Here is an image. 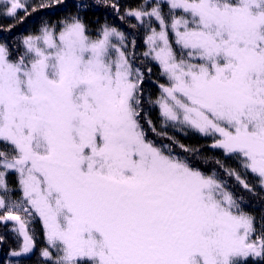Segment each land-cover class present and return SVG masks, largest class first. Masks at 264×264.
Returning <instances> with one entry per match:
<instances>
[{
  "label": "snow or ice",
  "instance_id": "6c2138e0",
  "mask_svg": "<svg viewBox=\"0 0 264 264\" xmlns=\"http://www.w3.org/2000/svg\"><path fill=\"white\" fill-rule=\"evenodd\" d=\"M63 2L0 0V16L23 23ZM126 15L167 78L154 101L163 124L211 137L241 169L215 159L225 176L264 190V0H143ZM135 45L109 24L93 36L79 14L0 42V224L19 241L5 255L29 258L39 217L45 264H264V222L244 197L147 139L152 69L136 66Z\"/></svg>",
  "mask_w": 264,
  "mask_h": 264
},
{
  "label": "trees",
  "instance_id": "16d2710c",
  "mask_svg": "<svg viewBox=\"0 0 264 264\" xmlns=\"http://www.w3.org/2000/svg\"><path fill=\"white\" fill-rule=\"evenodd\" d=\"M32 2L39 3L40 0H32ZM45 3L48 0H44ZM143 3V0H64L61 5L55 6L51 9H44L37 12H31V15L27 16L23 23H18L13 19H5L0 16V29H7L9 25H14L11 28V32L0 31V42L5 40L11 41V46L14 48L17 40L24 35L35 32L40 23L43 21L50 22L52 24H58L59 21L63 20L69 15L79 14L85 23L88 25L89 29L96 31L101 28L104 24H109L122 31H124L131 40L134 38L136 41L135 45V56H136V66L144 68H151L152 73L146 78L144 88V95L142 98V107L144 111L141 112V123L146 132L147 139L154 141L158 146L160 145H170L173 149V153L177 155H187L190 160L195 161V166L200 167L201 170L205 172H211L216 170L220 174V178L227 180L228 184L244 197L246 205H248L245 210L256 217L257 227L260 226L261 222H264V198L261 197L260 188L256 187V181L251 175H245L242 173V179L247 180L255 188L254 193H250L247 190L242 189V187L233 178L225 176L224 172L215 164V159L224 161L226 166L235 168L238 172L241 171L238 162L233 159H228L224 154L218 150L211 147L213 140L211 138H197L192 137L188 134H184L181 131L164 132L162 121L158 122L157 118L162 119L161 116L156 118L157 108L154 103L155 99L152 95V86H157L160 84L157 82V78L154 76L155 62L145 60L142 53L144 52L143 47L145 45L144 40L147 35V30L145 27L139 26L134 18L128 17L126 15L128 10L139 8ZM80 5H85V7H80ZM111 5H117L118 10L111 7ZM20 16H24V12L19 13ZM124 16L125 19L121 20L120 17ZM137 24L136 28H132L130 25ZM143 41V44L141 42ZM142 45V46H141ZM132 50V49H131ZM130 50V51H131ZM151 119L153 125H155V131H152L151 127L148 125L147 120ZM161 125H160V124ZM158 133H166V135H158ZM170 138H175L180 144H184L190 149L196 150L194 153H185L178 144L173 143ZM205 142V143H204ZM213 152V154L209 152ZM207 158V159H204ZM34 223L31 224L32 235L34 240H36L35 228H33ZM11 224L8 225V228ZM0 235L6 237V242L0 244V260L7 264L8 259H15L19 261V264H45V258L41 256V245L35 241V248L33 253L30 254L29 258H11L5 254L12 248L18 247V239L15 234L8 231L3 224H0Z\"/></svg>",
  "mask_w": 264,
  "mask_h": 264
},
{
  "label": "rangeland",
  "instance_id": "374dc122",
  "mask_svg": "<svg viewBox=\"0 0 264 264\" xmlns=\"http://www.w3.org/2000/svg\"><path fill=\"white\" fill-rule=\"evenodd\" d=\"M164 10L167 11V7L166 6H165ZM153 23H154V26H156L158 28V24H156L155 21ZM97 31L98 30L93 31V30L90 29V32H91V34L93 36L96 35ZM128 38H129V41H130L131 40L130 36H128ZM141 44L144 45L143 41L141 42ZM131 49H132L131 44H129V50H131ZM143 50L146 51L147 48L144 46ZM155 66L156 67H154V76L157 78V82H159L160 84H167L168 83L167 78L161 73V69H160L159 65L156 62H155ZM160 94H161L160 88L157 87V86H152V95H153V98L155 100L160 96ZM156 108H157V115H156V118H157V117H160V109H159V107L157 105H156ZM157 120H158V122L162 121V119H159V118H157ZM161 124H163V121L161 122ZM163 128H165V129H163L164 132H173V131L178 130V131L183 132V135L184 134H188V135H190L192 137L206 139V138H204L206 136H203L202 134L196 132L195 130L189 129L187 127L181 129L180 126H178V125L177 126H173L172 124L169 123L166 126L163 124ZM209 153L213 154V152H211V151ZM10 179H11V181L13 183H15V177L14 176L10 177ZM17 195H18V193H17ZM33 223H34L33 228H35V234H36V238H35L36 240L35 241L38 242L41 245L42 249L45 248V247H48L46 239H45V230L43 228V224H42L41 220L39 219V217L35 218L33 220ZM49 250L51 251V249H49Z\"/></svg>",
  "mask_w": 264,
  "mask_h": 264
},
{
  "label": "flooded vegetation",
  "instance_id": "af4514ba",
  "mask_svg": "<svg viewBox=\"0 0 264 264\" xmlns=\"http://www.w3.org/2000/svg\"><path fill=\"white\" fill-rule=\"evenodd\" d=\"M260 193L262 194L261 197L264 198V190L260 189Z\"/></svg>",
  "mask_w": 264,
  "mask_h": 264
}]
</instances>
